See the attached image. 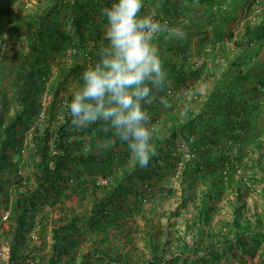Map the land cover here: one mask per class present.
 I'll return each mask as SVG.
<instances>
[{
	"label": "rangeland",
	"instance_id": "obj_1",
	"mask_svg": "<svg viewBox=\"0 0 264 264\" xmlns=\"http://www.w3.org/2000/svg\"><path fill=\"white\" fill-rule=\"evenodd\" d=\"M163 1L142 0L144 7L141 15H150L160 23L167 22L170 29H178L181 37L189 39L195 54L201 45L208 48L211 56L198 59L206 61L204 70L190 76L189 82L169 85L165 83L163 90L154 93L155 105L147 106L148 111L150 110L149 115H152L154 129H162L168 136V131H171V128L167 131L170 121L167 125L164 124L163 119L170 113L168 106L176 99L178 110H174V113L183 112L186 116L187 108L192 107L204 114L193 119L187 116L185 120L189 121V128L179 129L176 136L165 139L160 161L170 159L171 165L169 167L162 165L160 174L149 172L142 180L139 177V170L133 168L134 161L127 160V163L121 164L120 160L124 157L120 155L115 156L108 167L103 166L101 160L103 156L109 154L110 149L115 148V144L112 143L117 138L107 125L103 123L102 126H94L83 134H77L74 151L79 154H91L96 157V161L90 165L84 162H72L71 167L64 172L63 178L52 189L48 199L32 209H27L25 212L27 223L22 226V230L17 229L20 209L17 207L16 199L20 190H26L32 185L33 173L38 167L39 158L34 137L43 136L44 128L48 124L47 111L54 101L57 118L52 125L55 134L51 145L55 147L58 128L65 123L66 115L70 111L67 102L68 92L77 90L82 84L77 72L66 79L65 75L73 65H81L80 71L84 72L88 67L100 63L99 56L105 54L108 47L104 38L108 21L103 15L104 5L96 0L85 5L83 25L77 27L73 23L76 13L67 5L61 4L63 1L57 0V4L55 3L57 13L53 26L47 29L50 38L35 43L40 49V53H37L29 48V33L39 30L40 26L37 22L40 17L32 21L28 17L30 15L35 17L37 11H41V14L44 8L49 7V0L5 1L4 4L12 7L14 14L0 13V109L3 97L10 99L9 113H13V109L17 107L12 87L13 72L21 65L28 67L29 61H36L35 56L39 57V66H43V70L37 76V82L42 88L38 91L41 110L30 119H25V123L18 127L14 144L9 148L10 156L6 164L0 168V186H2L0 264H49L53 253V228L58 226L59 220L67 217L72 211L77 218L89 213L93 204L97 202L95 193H98L99 198L103 196V191L100 189L94 191L95 185H105L108 191L116 188L121 195L116 196L112 202L106 203L107 216L100 227L93 225L89 220L77 219L74 226L60 232L59 239L63 254L59 261L62 263L121 264L113 260L112 256H109L110 260L101 258L99 256L101 253L95 250V243L99 239L100 247L106 249V246L111 245L112 253H125L128 247L126 234L129 229L134 237L133 245L138 248L132 258L137 257L140 260L148 258L149 252L145 248L144 240L146 217H148L154 218L153 224L159 226L160 234L162 233L160 240L168 239L173 243L171 250L166 253L169 259L165 264H183L182 258L170 255L175 251L178 238L182 239L185 251H191L193 241L200 239V236L205 237V234H200L203 227L209 233L223 232L225 223L233 220V211L237 204L242 206L243 219L248 217L252 220L253 206L264 212V180L262 179L264 176V103L262 101L264 87L256 93L240 88L242 95L235 97L237 111L244 119H248L250 128L244 130L238 125L234 133L220 129V134L212 139L201 136L203 119L207 115H212V109L217 107L214 104L217 98L207 100L208 105L204 104H206V95L212 93L216 86L206 78V74L211 59L215 58L213 53L224 43L219 35L225 37V42L230 44V36L239 32L244 17H239L240 14H236L233 10L231 13H234L235 20L229 23L222 21L217 15L211 16L206 21L207 15L203 17L198 8L201 2H206L205 0H170L175 5L170 8L172 9L170 13H165L162 8ZM111 2L113 4L118 0ZM175 6H178V9H174ZM246 15L248 18L252 16L251 9L247 10ZM47 20L49 17L45 19ZM93 23L99 24L102 28L100 39L92 35ZM79 31H83V34ZM158 36L162 38L160 43L157 41ZM175 39L176 37L170 33L162 32L157 34L153 44L157 48L159 46L164 48V41ZM258 70L260 68L256 65L254 72L257 73ZM262 79L264 73L251 75V80L245 83L247 85L259 83ZM57 87L60 88L59 94L54 92ZM195 87L200 92L194 94ZM197 96L198 99H195L194 97ZM144 107L146 108L145 105ZM181 120L184 122L183 119ZM108 131H112L113 134H109ZM236 142H244V146L240 150H236L238 147L235 146L237 147L235 150L225 151L228 144L233 148ZM120 145L129 150L127 144ZM213 149L221 153L216 159L208 158L213 165L193 164L203 156L208 157L214 152ZM223 157H227V162L218 164ZM213 170L216 173L227 172V179L225 183L222 181L217 183L219 186L224 185L225 188L214 200H209L204 195L213 191L214 186L207 175ZM230 176L242 177L245 184L250 183L247 184L248 188L247 185L240 184V197L235 194V187L239 184ZM192 177L195 180L191 187L185 186ZM7 210L9 216L5 220L4 211ZM252 230L253 225L249 232L243 230L244 232L238 237L227 242L220 243L219 236L210 250L206 252L199 250L194 255L210 261L211 264H264V236L252 233ZM206 246L204 240L202 248L205 249ZM189 263L204 264L200 261Z\"/></svg>",
	"mask_w": 264,
	"mask_h": 264
},
{
	"label": "trees",
	"instance_id": "obj_2",
	"mask_svg": "<svg viewBox=\"0 0 264 264\" xmlns=\"http://www.w3.org/2000/svg\"><path fill=\"white\" fill-rule=\"evenodd\" d=\"M5 1L6 0H0V13L14 14V12H12V7L4 4ZM61 1H63L61 4L67 5L73 12L76 13L73 23L77 27H81L84 20L83 14L86 10L85 5L87 6L90 3H94L96 0ZM97 1H100L101 4L104 5V8L111 7L112 5L111 0ZM205 1L206 2L204 3L201 2V6L198 8L200 9L203 17L207 15L206 21L209 20L211 16L217 15L222 21L229 23L231 20H235L233 17L234 13H231L233 10L236 14H240L239 17H244L239 32L230 36V44L225 42V37L219 35V37L223 38L222 41L224 43L215 50V53H213V57L215 58L211 59L210 67L206 74V78L211 80L212 85L216 86L212 93H208L209 95H206V104L204 105H208L207 100L210 101L211 99L217 98L214 103L217 107L212 109V115H207L206 118L203 119L204 126L201 128V136L212 139L220 134V129L226 130L228 133H234L238 125L244 130L250 128L248 119H244V117H242L237 111L235 97L239 94L242 95V90L240 88L245 89L248 92L250 90L253 93H256L263 90L264 87V79L260 80L259 83L250 85L245 83L251 80V75L256 76L264 73V0ZM49 2V7L44 8L41 14V11H37L35 17L32 15L28 17L30 21L40 17V20L37 22L40 26L39 30L34 33H29V48L33 52L40 53V49L35 45L38 40L43 41L44 39L50 38V33L47 32V29H50L53 26L55 14L57 13V5H55V3L57 4V0H49ZM174 5L175 4L173 1L164 0L162 8L165 13H170L172 10L170 8ZM173 8L178 9V6ZM249 9H251L252 12V16L250 18H248L246 15L247 10ZM47 17H49V20L45 21ZM91 26L94 28L92 35L95 38L100 39L102 37L101 26L96 23H93ZM79 33L83 34V31H79ZM161 40V36H158V43H160ZM164 42V48H161L160 46L159 48H156L158 50L159 57L163 62V67L167 72L166 83H168V85L173 83L184 84L189 82L190 76H193L202 69L204 70L206 61H199L198 59L200 57L207 58L211 56L208 48L201 45L196 50L197 54H195L194 49L192 50L193 47L190 45L189 39L186 37H180L170 41L166 40ZM35 57L36 61H29L28 67L21 65L19 69L12 73V76H14L12 87L15 93V103L17 104V107L13 109V113H9L11 110L9 97H3L2 99V105L0 109V168L6 164V161L10 156L9 148L14 144L15 134L17 133L18 127L25 123V119H30L31 116L37 114L41 110L38 91L42 90V88L37 82V76L38 73L42 72L43 66H39V57ZM103 57L104 54L99 56V62L102 61ZM256 65L260 68L257 73L254 72ZM80 69L81 65H73L68 69L65 79L68 78L72 73L77 72L79 75V80L82 81L83 72H81ZM194 91V94L200 92V90L196 87ZM54 92L55 94H59L60 88L57 87ZM73 93L74 91L68 92V103H70L71 99L73 98ZM194 98L198 99V96ZM176 100H174L173 103L168 106L170 113L163 119L164 124L167 123V125L170 121V126L168 127L167 131L170 130V128L171 131H168V136L167 134L163 133L162 129H154L153 131V139L151 143L155 149V154L152 155L147 167L139 166L138 162L132 159L130 150L120 145H126L127 143L121 141L119 137H117L112 143L115 144V148L110 149V152L107 154V156H103L101 160L103 166L108 167L112 159L115 156L120 155L121 157H124L123 160H120L121 164L127 163V160L134 161L133 168L134 170H139V177L141 180L144 179L145 175L149 172L156 175L160 174V171L163 169L162 165L169 167L171 165L170 159L163 162L160 161V155H162L165 139L176 136L179 129L189 128V121L185 120L187 116L193 119L204 114L199 113L197 109L192 107L187 108L186 111L188 114L186 113V116L183 114V112L174 113V110H178L175 104ZM155 103L156 102L154 101L153 104L155 105ZM145 106V109L149 114L150 110L148 111L147 109L148 105L145 104ZM47 116L48 117L46 118V121L48 124L44 128L43 136L34 137V142L38 151L39 163L38 167L33 173L32 185L27 187L26 190H20L16 199L17 207L20 209L17 221L18 230H22V226H25L27 223V219L25 217V212L27 209H32V207H36L38 204H40V202H45L48 199V196L50 193H52V189H54L58 181L63 178L64 172L71 167L70 164L72 162H84L90 165L92 162L96 161V157L92 156L91 154L85 155L75 152L74 144L77 141V134H83L84 132L91 130V128L94 126H102L103 121H97L79 129H72L73 126L69 111V113L66 115L65 123L61 124L60 128H58V137L55 138L56 145L55 147H52L51 140L55 134V129L52 127V125L57 118L56 104L54 101L51 103L47 111ZM150 118L152 119V115ZM181 119H183L184 122ZM224 132L225 131H223V133ZM108 133L113 134L112 131H108ZM238 133H243V131H238ZM235 146H237L239 149ZM243 146L244 142H236V144L233 145V148H231V146L228 144L225 151L231 149L235 150V148H237L236 150H240ZM121 151L122 154H120ZM213 151L214 152L208 157L203 156L202 158L194 161L193 164L196 166L213 165V162H211L209 159H216L217 155L221 154L217 152L216 149H213ZM222 159L223 160H221L218 164L225 161L227 162V157H223ZM260 160H258V162L261 163ZM207 175H209V180H211V183L214 187L213 191L206 193L204 196H206V198L209 200H214V198L217 197V194L221 193L223 188H225L224 185L219 186L217 183H221V181L225 183V180L227 179V172L219 171L216 173V171L213 170L209 171ZM243 177L246 178L245 176ZM230 178L235 183L239 184L238 187H235V194L240 197V184H244L246 186L247 184L250 185V183L246 182L245 184L242 177L230 176ZM262 179L264 180V176ZM194 180L195 179L192 177L189 184L185 186L191 187ZM248 185L246 186L247 188L249 187ZM1 189L2 186H0V191ZM96 189L103 191V196L99 198L98 193H95V200H97V202L93 204L89 213L82 214L81 218H77L75 212L72 211L67 217L59 220L57 223L58 226L53 228V253L49 259V264H69L59 261L63 254L61 249V241L59 239L61 236L60 232L62 230L64 231L67 228L74 226L77 219L89 220L93 225L100 227L104 222V218L107 216L106 203L112 202L116 196L121 195L116 188L108 191V189L105 188V185H95L94 191H96ZM241 208L242 206H240V204L235 206L233 211V220L225 223L224 230L221 234L209 233L206 228L203 227L200 230V234H205V237L200 236V239H197V241L194 240L191 251H185L182 244V239L178 238L174 247L175 251H173V253L170 255H176L177 257L182 258L183 264H190L189 262L198 263L199 261L204 262V264H211L210 261L200 258V256L194 255V253L199 250L204 252L210 250L213 247L212 244L217 242L219 236L220 243L222 241L227 242L229 240L235 239V237H238L244 231L249 232L252 228V225V233L254 232L258 235L264 236V231H262L264 225V212L259 211L256 206H253L254 213L252 220L248 217L243 219V211ZM154 220V218L146 217L147 227L145 229L146 235H144V240L146 244L145 248H147V251L149 252L148 258L145 256L144 260L137 259V257L132 258L133 254L136 250H138V248L133 245L134 237L131 234V229H129V232L126 234V242L128 247L125 253H112L111 245L106 246V249L100 247L99 239L95 243V250L101 253L99 255L101 258L109 259V256H112L111 258L113 260L121 264H165L169 259L166 253L171 250L173 243H171L168 239H166V241L160 240V235L162 236V233L160 234L159 226H157V224H153ZM204 240L207 243L205 249L202 248V242ZM184 245L187 246V243L184 242ZM129 257H131V259H129Z\"/></svg>",
	"mask_w": 264,
	"mask_h": 264
},
{
	"label": "clouds",
	"instance_id": "obj_3",
	"mask_svg": "<svg viewBox=\"0 0 264 264\" xmlns=\"http://www.w3.org/2000/svg\"><path fill=\"white\" fill-rule=\"evenodd\" d=\"M143 7L142 0H118L103 9L108 47L102 61L83 72L69 110L73 127L103 121L127 143L132 159L147 167L155 154L151 143L155 125L144 105L154 103V93L163 90L167 80L153 41L161 32L176 38L181 33L167 22L141 15Z\"/></svg>",
	"mask_w": 264,
	"mask_h": 264
},
{
	"label": "built area",
	"instance_id": "obj_4",
	"mask_svg": "<svg viewBox=\"0 0 264 264\" xmlns=\"http://www.w3.org/2000/svg\"><path fill=\"white\" fill-rule=\"evenodd\" d=\"M8 216H9V211L8 210L4 211V219L5 220L8 218Z\"/></svg>",
	"mask_w": 264,
	"mask_h": 264
}]
</instances>
